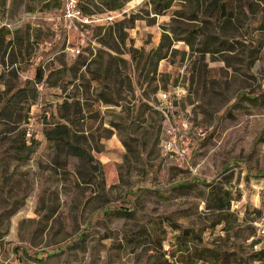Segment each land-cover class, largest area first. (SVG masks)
<instances>
[{
  "label": "rangeland",
  "instance_id": "1",
  "mask_svg": "<svg viewBox=\"0 0 264 264\" xmlns=\"http://www.w3.org/2000/svg\"><path fill=\"white\" fill-rule=\"evenodd\" d=\"M216 1L172 0L155 15L150 0H82L113 21L52 30L55 0H0V94L14 97L0 134L25 116L18 129L39 141L0 176V264H183L198 245L248 251L264 211V0ZM106 64L120 73L103 86L92 73ZM65 97L78 101L71 128L93 160L68 155L62 173L53 159L65 154L42 131ZM171 116L187 124L182 159L161 148ZM214 195L228 199L216 225ZM176 226L196 238L179 248Z\"/></svg>",
  "mask_w": 264,
  "mask_h": 264
},
{
  "label": "trees",
  "instance_id": "2",
  "mask_svg": "<svg viewBox=\"0 0 264 264\" xmlns=\"http://www.w3.org/2000/svg\"><path fill=\"white\" fill-rule=\"evenodd\" d=\"M81 1L82 0H77V5L80 12L85 16L91 15L92 13H88V10L86 9L87 6L85 5L84 7L83 5H81ZM110 1L112 2L113 0ZM171 1L172 0H150V2H152L151 4H152L153 13L155 15H160L164 10H166L169 7ZM55 2H56V8H55L56 10H54L53 13H56L60 8V0H55ZM215 4H218L216 0L213 3V5ZM121 5L122 2L110 5L108 7V11H114L115 9L120 8ZM217 10L231 12V10H228L226 8V5H222V7L220 9L217 8ZM227 16L228 14L223 12V21L221 23L223 22L225 23L229 21ZM191 17H194V15L192 14ZM194 37L195 36H192V32L190 30L184 29V37H182V39H180L179 41H182L184 44H186L189 47L190 46L189 40ZM3 40H4V36L3 34H1L0 50L2 48ZM162 46H163V42L160 41V44L156 48V53H158L157 55L158 60L165 58V53H161ZM2 53L3 51L1 52V54ZM85 72L89 73L87 69ZM119 73L120 72L117 70L116 65L106 64L105 66L96 69L95 72L92 73V75L94 76L92 80L98 79L99 81L102 82L103 86H105V81L108 79V77L119 75ZM34 79L35 82H39L41 79V72L38 69L34 75ZM119 83H121V81H119ZM127 83H128L127 86L130 89L131 84L130 82ZM8 90L9 89H7V91ZM5 95H6V91L2 90L0 96L2 97L1 99L4 101H3V105L0 107V116L3 115L4 113L6 114V116L7 115L12 116L14 97L11 96L6 98ZM105 103H108V101H106ZM78 107L79 104L75 98L73 97L63 98L62 102L57 106V112H58L57 121L55 123H52L51 129H45L42 131V136L44 137L45 141L49 143L56 152H58L57 155L60 153L65 154L63 158H58L57 156H55L53 159V167H55L56 170H59L62 173L65 172L64 170L67 166L68 155L88 162L93 160L92 156L86 153L84 149L78 144V137L71 128L73 124L71 116L74 115L75 113H78V109H77ZM5 111H9V112H5ZM26 120L27 119L25 116H17V118L11 122V127L5 129L3 133L0 134V170H1L0 176L1 177L5 174L8 160H12L18 164H22L23 162L29 159V156L34 152L35 148L39 144V141L35 140L32 136L26 139L25 131L23 129H18L17 125H19V123H25ZM2 161H6V164L3 165ZM179 186L183 187V185H179ZM211 202H212V207L217 212V216H220V219L218 218L214 222V225H216L225 219V214H227L228 211V199L226 198V195L225 196L214 195V197H212L211 199ZM103 212L105 214L114 213L115 215H118V214H128L130 213V210L127 208L124 209L119 208L116 211H111L110 209L107 210L106 208H104ZM176 228H178V235L176 236L177 239L175 245L178 246L179 248L185 247L187 242H191L193 241L194 238H196L194 235H192L191 232L188 231V229L180 228L178 226H176ZM149 231L151 233L152 240H158L157 239L158 229L155 224L150 225ZM253 231L256 240H254L248 245L247 252L241 251L242 250L241 248L238 251L237 250L230 251L229 249L221 250L218 246L198 245L197 247H193L191 249L190 255H188L186 259L182 261V263L183 264H257L258 262H261L262 264H264V243H262L261 239L256 235L254 227H253ZM261 243L263 245H261ZM257 245L259 246L256 247Z\"/></svg>",
  "mask_w": 264,
  "mask_h": 264
},
{
  "label": "built area",
  "instance_id": "3",
  "mask_svg": "<svg viewBox=\"0 0 264 264\" xmlns=\"http://www.w3.org/2000/svg\"><path fill=\"white\" fill-rule=\"evenodd\" d=\"M108 14H111V16H85L80 12L77 0H60V8L56 13L51 14L49 22L51 23L52 30H70L94 24L110 23L113 21L114 16L111 12ZM79 52L78 49L71 50V53L74 55H78ZM166 95L167 93L165 92L158 94L157 100L159 104L157 109L160 108L162 103H165ZM163 116L166 117L165 113ZM177 121L180 128H178ZM170 122V138L161 145V148L165 154L171 153L177 159H182L189 144V137L186 133L187 124L175 116L170 117ZM252 226L255 229L256 235L264 242V211L252 222Z\"/></svg>",
  "mask_w": 264,
  "mask_h": 264
}]
</instances>
